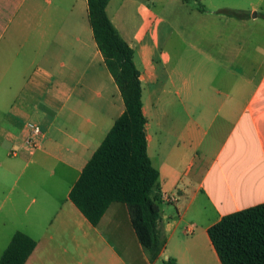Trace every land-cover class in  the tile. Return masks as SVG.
<instances>
[{
    "label": "crops",
    "instance_id": "1",
    "mask_svg": "<svg viewBox=\"0 0 264 264\" xmlns=\"http://www.w3.org/2000/svg\"><path fill=\"white\" fill-rule=\"evenodd\" d=\"M105 12L139 72L162 248L150 261L123 203L93 226L68 197L124 111L87 1L0 0V157L13 160L0 162V257L21 232L35 242L24 264H220L207 229L264 203V0H108ZM26 155L71 181L21 187Z\"/></svg>",
    "mask_w": 264,
    "mask_h": 264
},
{
    "label": "trees",
    "instance_id": "2",
    "mask_svg": "<svg viewBox=\"0 0 264 264\" xmlns=\"http://www.w3.org/2000/svg\"><path fill=\"white\" fill-rule=\"evenodd\" d=\"M86 1L93 38L120 93L124 111L83 167L68 197L93 226L111 203H123L138 242L153 261L162 248L157 231L159 208L150 197L158 173L146 153L139 72L133 63V50L106 15L108 0ZM218 13L242 17L235 10ZM207 236L220 264H264V203L223 216L207 229ZM34 247L31 238L15 232L0 264H24Z\"/></svg>",
    "mask_w": 264,
    "mask_h": 264
},
{
    "label": "rangeland",
    "instance_id": "3",
    "mask_svg": "<svg viewBox=\"0 0 264 264\" xmlns=\"http://www.w3.org/2000/svg\"><path fill=\"white\" fill-rule=\"evenodd\" d=\"M158 6H156V9ZM161 30L165 31V28H162ZM160 30V33H161ZM167 51L170 52V49L167 48ZM156 118V112L153 115ZM154 122H156L154 120ZM156 125L153 126V131H156ZM152 156V153H151ZM153 157V156H152ZM13 161L12 159H8L4 156L0 157V162L3 164H8ZM16 162V174L19 175V183L21 187L29 184L31 181L38 182L40 186H38V192L43 188L41 187V182H46V181H51V180H58V179H63L64 180V185L67 186L70 181L71 177L68 176H62L61 173L54 165H49L46 164L45 162L41 163L39 160L36 159V157H29V156H24V159H21L20 161L18 159L15 160ZM1 173V172H0ZM17 177V175H16ZM0 179H9L8 175H1L0 174ZM61 184L60 190L62 191L65 189V186ZM26 189L23 191L22 195L24 196L27 194L28 196H32L34 194L33 191H36L37 188L35 187H28V188H23ZM57 189V188H55ZM7 191V189H6ZM59 194H63L62 192H59ZM29 199V198H28Z\"/></svg>",
    "mask_w": 264,
    "mask_h": 264
},
{
    "label": "built area",
    "instance_id": "4",
    "mask_svg": "<svg viewBox=\"0 0 264 264\" xmlns=\"http://www.w3.org/2000/svg\"><path fill=\"white\" fill-rule=\"evenodd\" d=\"M27 130L29 131V134L30 136L32 137H29L26 142L28 144H32L33 143V140L32 138H34L35 136L39 135L40 133V130H39V127L34 125V124H27Z\"/></svg>",
    "mask_w": 264,
    "mask_h": 264
},
{
    "label": "water",
    "instance_id": "5",
    "mask_svg": "<svg viewBox=\"0 0 264 264\" xmlns=\"http://www.w3.org/2000/svg\"><path fill=\"white\" fill-rule=\"evenodd\" d=\"M254 15V14H253ZM255 16V15H254Z\"/></svg>",
    "mask_w": 264,
    "mask_h": 264
}]
</instances>
